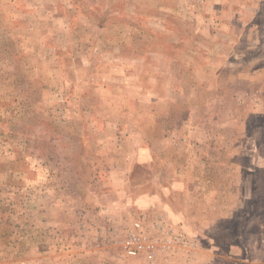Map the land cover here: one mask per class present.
Instances as JSON below:
<instances>
[{
	"label": "rangeland",
	"instance_id": "rangeland-1",
	"mask_svg": "<svg viewBox=\"0 0 264 264\" xmlns=\"http://www.w3.org/2000/svg\"><path fill=\"white\" fill-rule=\"evenodd\" d=\"M0 264H264V0H0Z\"/></svg>",
	"mask_w": 264,
	"mask_h": 264
},
{
	"label": "built area",
	"instance_id": "built-area-1",
	"mask_svg": "<svg viewBox=\"0 0 264 264\" xmlns=\"http://www.w3.org/2000/svg\"><path fill=\"white\" fill-rule=\"evenodd\" d=\"M135 252L134 251H132V254H134Z\"/></svg>",
	"mask_w": 264,
	"mask_h": 264
}]
</instances>
